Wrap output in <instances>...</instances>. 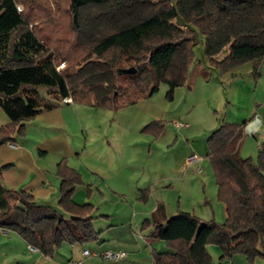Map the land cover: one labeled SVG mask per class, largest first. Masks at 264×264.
<instances>
[{"label": "trees", "instance_id": "obj_1", "mask_svg": "<svg viewBox=\"0 0 264 264\" xmlns=\"http://www.w3.org/2000/svg\"><path fill=\"white\" fill-rule=\"evenodd\" d=\"M35 1L0 0V106L10 122L0 129V145L11 141L16 127L22 135L23 122L66 99L118 111L150 98L163 83L171 101L185 83L201 38L205 57L222 72L254 62L255 73L264 60V0H66L73 45L87 54L75 74H63L45 44L51 23L29 27L46 14L32 11ZM128 64L135 66V74L119 75ZM40 89L56 104L42 102ZM245 125L222 121L206 140L224 221L205 222L185 212L166 218L164 207L157 205L142 226L152 227L150 239L165 242L167 251H153L152 264H211L209 243L221 250L220 260L237 253L249 261L264 257V143L255 161L241 158ZM55 176L58 209L0 183V216L7 214V197H16L0 227L46 257L63 244L83 246L100 237L92 224V205L72 201L83 185L80 174L63 159Z\"/></svg>", "mask_w": 264, "mask_h": 264}, {"label": "rangeland", "instance_id": "obj_2", "mask_svg": "<svg viewBox=\"0 0 264 264\" xmlns=\"http://www.w3.org/2000/svg\"><path fill=\"white\" fill-rule=\"evenodd\" d=\"M65 6L66 0H36L32 11L39 9L46 14L29 27L51 23L52 28L45 30L44 35L47 50L55 57L56 70L75 74L85 65L83 59L87 51L73 45L74 34ZM18 10L22 11V6L19 5ZM38 14L39 11L34 13L35 17ZM131 67L135 69L132 64L124 69ZM196 68L201 71L195 72ZM253 69L254 62H246L222 72L205 57L201 38L193 48L185 83L174 90L171 101L166 99L168 88L162 83L150 98L118 111L59 103L54 110L61 112L63 124L38 123L37 116L47 113L42 112L22 123V135L17 134L16 127L11 141L0 145V183L12 192L30 194L37 204L58 209L56 164L64 159L68 167L82 173L83 185L76 188L75 196L81 203H91L92 213L97 217L93 227L98 230L109 220L101 217L102 213L118 224L105 232V242L87 243L75 248L74 253H81L83 249L98 253L100 245L113 244L127 254L124 263L151 264L150 248L138 238L147 235L152 227L137 229L141 222L137 216L149 211L154 202H162L167 214L185 212L205 222L224 221L213 170L200 150L207 149L206 137L222 119L245 121L239 155L255 161L256 143L264 142V106L260 109L256 106L259 91H264V60L256 64L259 76ZM37 92L42 102L56 104L44 90ZM181 123L186 124L187 129L175 127ZM9 124L0 106V129ZM255 126L257 138L245 132ZM191 142L199 153L192 151L179 170H173L176 159L178 161L184 153V146ZM170 177L179 180L172 184L176 191L171 190ZM118 182H127L130 193L126 196L100 193ZM15 200L8 201L11 210ZM66 249L72 250L68 244H63L56 251ZM154 249L166 252L167 245L160 241L155 243ZM260 250L264 252V239ZM206 251L211 264H264L262 256L249 261L239 253L220 260L221 250L212 243L206 245ZM87 262L84 264H101L96 258Z\"/></svg>", "mask_w": 264, "mask_h": 264}, {"label": "crops", "instance_id": "obj_3", "mask_svg": "<svg viewBox=\"0 0 264 264\" xmlns=\"http://www.w3.org/2000/svg\"><path fill=\"white\" fill-rule=\"evenodd\" d=\"M200 71L201 70L199 68H196L195 72H200ZM256 75L259 76L258 71H256ZM255 85L257 86V84H255ZM256 86H255V91H254L255 94L257 93ZM255 97L257 98V96H255ZM258 98L259 99H257V101H256V106L259 107V109H260L261 108L260 106H264V91H259ZM65 105L68 106V105H71V103L70 104H65ZM36 121L38 123L44 122L46 124H51V123L63 124L64 123V119H63V117L61 115V112H59V109L58 110H53L51 112L43 113V114L37 116V120ZM222 121L226 122V123H229V124H239V123H241L240 121H237V120H234V119L232 121H229V122L225 121L224 119H222ZM257 124L260 125L259 120L257 121ZM175 127H177L178 129H181V128L182 129H187V125L186 124H182V123L181 124H175ZM245 132H247V134L249 136H251L253 138H255V137L257 138V135H258L257 132L258 131H257V127L256 126L253 129H247ZM207 138H208V136L206 137V140H207ZM121 143H123V140H121ZM262 143H264V142H262ZM107 144H109V142H107ZM261 144L258 145V143H256V150H258V148H259V146ZM184 147H185L184 148L185 150H184V153H182V157L179 158L178 161L176 159L175 163L173 164V166H174L173 170H175V171L179 170L180 166L183 164V162H184L185 158L187 157V155L193 154L192 151L193 152L196 151L197 153H199V150L197 148L193 147L192 142L189 143L187 146H184ZM202 150H204V152ZM200 151H201L200 154H202V155L204 154V156L207 157V149H203L202 148ZM70 168H72L73 170L78 172L80 174V176L82 177V173H81V171H79V169H76L75 167H70ZM175 181L177 182L179 180H177V179H175L173 177L169 178V183H170V187H171L172 191H176L175 187L172 186V184ZM180 182H182V181H180ZM84 184H85V181H84ZM82 189H84V188L82 187V188H80L78 190L79 194L81 193ZM75 192H74V195L72 197V201L75 204L82 205L84 203H89V202L81 203L78 200H76ZM89 193H91V191H89ZM100 193L101 194L109 193L110 195H113V196L114 195L126 196L125 194L130 193V192H129V188H128V183L127 182H121V183L118 182V184L113 185L112 188L107 187V188H105L104 191L101 190ZM11 198L16 199V197L14 195H10V196L7 197V203H8V201ZM157 205H162L164 207L166 218H169V217L174 215V214L173 215L172 214H167L166 206L162 202L161 203L158 202V201L154 202V205L151 207V209L149 211H147L145 213L143 212V213L138 214L137 217L139 219V222L140 221L141 222L139 223V226H137V229L141 230V229L146 228L145 226H142V222L145 219L150 218L151 214L155 211ZM10 211H11V209L9 208V204H8L7 214L10 213ZM6 215L0 216V221L3 218H5ZM92 216L94 218L93 221H92V224H94L96 222V218L97 217L94 215V213H92ZM101 217H103V218H105L107 220L109 219V220L104 223L105 225H101L98 230L95 229V228L94 229L97 232H100V237H99L100 240L99 241L101 243H103L107 239V237H105V234H106L105 232L110 227L118 226V224L115 223L112 220V218L109 215L105 214V213H102ZM130 232L128 233V235H130ZM151 232H152V230L149 231V233L147 235L139 237L138 241H140L145 246L150 248L151 253L153 251H155V252H164L162 249H156V250L154 249L155 243L160 242V241H152L150 239V235H149ZM131 235H132V238H133V233L132 232H131ZM69 246L71 247L72 250L69 251V250L66 249V250H63V251H60V250L59 251H55L52 257H46V256L40 254L39 252H37L36 250L32 249L31 247H29L15 233H13L11 231H6V230H4V229H2L0 227V264H6V263L7 264H67L70 261H81L82 264H84V263H86V261L90 262L91 260L94 259V258L87 259V260L83 259L82 256H81L82 252L80 253V251H79L78 254L74 253L73 250L75 248H77V247H80L79 245H69ZM98 249L100 250V252H104V251H113V252L122 251V252H125L124 250L120 249L118 246L113 245V244H111V245H100V247H98ZM83 250H86V249H83ZM62 252H64V253H62ZM100 252H98V253H100ZM139 264H141V263H139ZM151 264H152V259H151Z\"/></svg>", "mask_w": 264, "mask_h": 264}, {"label": "built area", "instance_id": "obj_4", "mask_svg": "<svg viewBox=\"0 0 264 264\" xmlns=\"http://www.w3.org/2000/svg\"><path fill=\"white\" fill-rule=\"evenodd\" d=\"M65 104H70L71 100L70 99H66L64 100ZM12 148H17L16 146H12L10 145ZM194 157V156H191ZM83 259H92V258H96L99 259L101 261V263H110V264H122L124 263V261L126 260L127 254L125 252L122 251H104V252H100V253H90L89 250H83L82 254H81ZM67 264H82L81 261H70Z\"/></svg>", "mask_w": 264, "mask_h": 264}, {"label": "water", "instance_id": "obj_5", "mask_svg": "<svg viewBox=\"0 0 264 264\" xmlns=\"http://www.w3.org/2000/svg\"><path fill=\"white\" fill-rule=\"evenodd\" d=\"M135 72H136V70L133 67L128 68V69H119L118 70L119 75H134Z\"/></svg>", "mask_w": 264, "mask_h": 264}]
</instances>
